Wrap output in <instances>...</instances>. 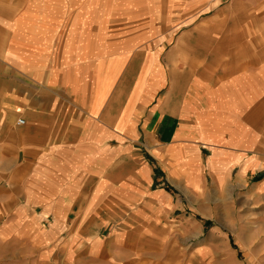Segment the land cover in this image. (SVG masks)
I'll list each match as a JSON object with an SVG mask.
<instances>
[{
	"label": "crops",
	"instance_id": "crops-1",
	"mask_svg": "<svg viewBox=\"0 0 264 264\" xmlns=\"http://www.w3.org/2000/svg\"><path fill=\"white\" fill-rule=\"evenodd\" d=\"M251 178L264 0H0V264H188Z\"/></svg>",
	"mask_w": 264,
	"mask_h": 264
},
{
	"label": "rangeland",
	"instance_id": "rangeland-1",
	"mask_svg": "<svg viewBox=\"0 0 264 264\" xmlns=\"http://www.w3.org/2000/svg\"><path fill=\"white\" fill-rule=\"evenodd\" d=\"M253 181L248 179L244 190L236 186L234 196L204 201L203 215L193 207L187 209L181 219L200 231L190 233L189 249L199 247L201 252L188 264H264V199L251 192Z\"/></svg>",
	"mask_w": 264,
	"mask_h": 264
},
{
	"label": "built area",
	"instance_id": "built-area-1",
	"mask_svg": "<svg viewBox=\"0 0 264 264\" xmlns=\"http://www.w3.org/2000/svg\"><path fill=\"white\" fill-rule=\"evenodd\" d=\"M20 124H24V121L22 120V121H20Z\"/></svg>",
	"mask_w": 264,
	"mask_h": 264
}]
</instances>
